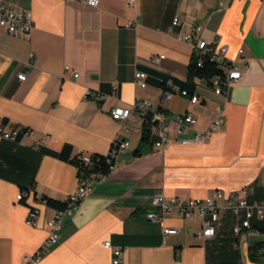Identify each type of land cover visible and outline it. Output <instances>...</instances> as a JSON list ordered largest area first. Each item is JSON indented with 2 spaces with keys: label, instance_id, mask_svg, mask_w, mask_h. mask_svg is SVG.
<instances>
[{
  "label": "crops",
  "instance_id": "crops-1",
  "mask_svg": "<svg viewBox=\"0 0 264 264\" xmlns=\"http://www.w3.org/2000/svg\"><path fill=\"white\" fill-rule=\"evenodd\" d=\"M3 1L30 9L34 28L25 39L0 27V123L32 130L16 141L0 136V264H21L43 246L47 218L56 208L45 197L64 201L90 178L79 176L70 159L42 148L70 144V157L107 154L117 137L130 144L120 145L116 169L94 182L62 240L32 264H111L106 239L124 248V264H264V248L259 260L250 257L252 247L264 242V218H254L250 229L236 235L239 218L223 209L216 234L201 239L195 236L199 216L180 217L176 209L164 221L146 215L160 192L205 197L246 186L252 199H264V0H101L98 7L78 0ZM221 1L226 4L220 9ZM174 17L180 24L173 27ZM195 24L203 26L198 36L211 49L226 45L227 57L249 63V69L228 96L199 79L198 102L180 93L162 99V77L175 83L188 77L193 48L177 34ZM161 54L163 59L152 61ZM137 70L151 75L146 87L135 84ZM21 71L26 79L18 78ZM98 92L106 97L97 99ZM138 97L171 117L191 112L197 122L180 134L173 126L159 152L152 141L141 142L135 114L126 121L111 114ZM220 105L225 112L219 129L201 142L180 141L206 129ZM124 125L132 132L123 131ZM31 207L40 209L38 226L26 223ZM165 225L179 230L165 234Z\"/></svg>",
  "mask_w": 264,
  "mask_h": 264
},
{
  "label": "built area",
  "instance_id": "built-area-1",
  "mask_svg": "<svg viewBox=\"0 0 264 264\" xmlns=\"http://www.w3.org/2000/svg\"><path fill=\"white\" fill-rule=\"evenodd\" d=\"M90 7H98L101 0H78ZM130 4H134L135 0H129ZM226 1L219 3V8H223ZM180 24V18L174 17L172 26H178ZM0 27L11 33L16 37H23L29 39L31 37L34 28L33 13L28 8H16L9 3L0 0ZM201 24H195L190 31H180L177 37L183 41H186L192 45L193 48V60L200 66L204 65L207 57H217L219 61H222L221 73L214 75L208 82L215 90L216 93L224 94L228 96L231 87L234 83L241 81L246 71L249 69V63L237 64L234 60L227 57V46L222 45L218 50L211 49L206 39L199 37L198 34L202 30ZM244 53V49L239 51ZM33 58L34 53H30ZM165 57L164 54L154 55L151 57L152 61L159 62ZM32 65L31 62H29ZM70 67L65 66V70ZM19 79H26L27 72L21 71L18 73ZM79 76V72L74 70V78ZM148 73L143 70H137L135 73V84L141 87H146ZM91 93L90 89H87L86 95ZM174 93H180L190 97L192 102H198L200 95L194 91L190 92L187 89L181 88L175 84L171 79L167 81V86L160 88V96L162 99H170ZM105 94L98 92L96 94L97 99H104ZM225 106H219V114L210 123V125L203 130L196 129L193 138H181L182 143L201 142L204 141L207 136L213 134L220 128L224 121ZM111 114L120 121H126L135 114L137 117L136 123L142 126H147L151 138L153 140L154 147L159 152H164L166 144L169 140V133L173 126L180 134L187 128L192 127L197 122V117L191 112H185L176 114L171 117L167 112L161 108L155 109L154 103L149 98L138 97L131 107L115 106L111 109ZM123 131L130 133L132 128L128 125L123 126ZM22 132V134H20ZM32 130L25 128L21 131V128L11 125L9 122L0 123V136L5 139L18 140L21 136L30 134ZM123 144L128 146L129 140L121 141L120 138H116L113 142L111 150L107 153V161L109 162L110 173L116 169V163L114 157L120 147ZM86 161H90V156H84ZM108 174L96 173L92 177L85 179L81 182L78 189L72 193V198L64 199V206L62 208H56L52 214L47 218L48 232L43 246L39 247L33 254L26 256L25 260L21 264H32L38 262L47 251V249L58 244L64 235V230L73 216L79 210L83 200L87 195L93 191L94 182L105 178ZM24 191L17 194V199H22ZM176 209L178 216L184 218H194L196 216L201 217L202 227L195 234L196 237L201 239L211 238L216 234V223L221 217V211L223 209H230L239 220L233 225V232L238 235L245 229L252 227V220L254 218H264V199L254 200L251 198V193L248 187H242L240 190L231 191L226 193L223 191V197H189L184 198L178 195H167L165 192L156 194L151 199L150 208L146 211V215L149 219L155 221H164L167 213ZM40 209L38 207H31L26 216V223L31 226H38ZM179 230L176 226H163L165 234L177 233ZM106 247L112 248L113 258L111 264H124V248L114 247L111 240H104Z\"/></svg>",
  "mask_w": 264,
  "mask_h": 264
},
{
  "label": "trees",
  "instance_id": "trees-1",
  "mask_svg": "<svg viewBox=\"0 0 264 264\" xmlns=\"http://www.w3.org/2000/svg\"><path fill=\"white\" fill-rule=\"evenodd\" d=\"M220 68L222 67L219 65V63L217 61H214L211 57H207L204 65L202 66L198 65L192 58L189 65V73L187 79L185 81L177 82L178 84L174 81L173 82L183 89H187L190 92H194L197 85V81L199 79H205L207 82H209L214 75L221 73ZM149 76L151 77V75L148 73V77ZM167 81L168 78L162 77L160 79V84H163V87H166ZM24 129L25 128H22L21 131H23ZM20 134H22V132ZM151 141L153 142L150 135V131L147 126H144L142 129L141 142L146 143ZM42 150L43 152L52 154L57 157L70 159V161L77 166L79 176L83 178L91 177L93 174L100 172L110 174L109 162L107 161V154L93 153L92 155H90V161H86L84 159V156L82 155H75L73 157H70L72 151V145L70 144H65L61 150H54L48 147H43ZM136 153L139 154L140 150L137 149ZM45 200L49 205L56 208H62L65 204L64 201H58L50 197H45ZM259 227L264 229V227ZM263 248L264 242L254 245L250 251V257L254 260H259L260 254L258 253V251ZM262 253L264 254V252Z\"/></svg>",
  "mask_w": 264,
  "mask_h": 264
},
{
  "label": "bare ground",
  "instance_id": "bare-ground-1",
  "mask_svg": "<svg viewBox=\"0 0 264 264\" xmlns=\"http://www.w3.org/2000/svg\"><path fill=\"white\" fill-rule=\"evenodd\" d=\"M214 61H217L222 67V61H219L217 57H211ZM208 197H223V191L217 190L214 193L208 195ZM66 198H72V193L68 194ZM56 209V208H55Z\"/></svg>",
  "mask_w": 264,
  "mask_h": 264
}]
</instances>
